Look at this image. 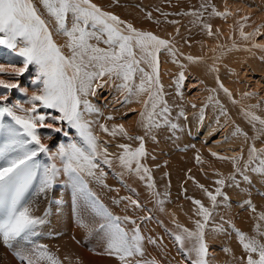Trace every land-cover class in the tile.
Listing matches in <instances>:
<instances>
[{"label": "bare ground", "instance_id": "obj_1", "mask_svg": "<svg viewBox=\"0 0 264 264\" xmlns=\"http://www.w3.org/2000/svg\"><path fill=\"white\" fill-rule=\"evenodd\" d=\"M33 3L52 31L53 40L61 47V51L65 55H71L67 47L69 39L56 31L55 19L47 13L40 0H33ZM92 3L102 11L111 12L124 21L125 23L120 25L122 29L127 31L126 25L130 23L140 31L151 32L161 39L170 41L168 47L175 52L174 58L167 48H162L156 55L159 61L160 83L163 85V99L167 101L170 108L166 115L171 123L179 125L177 129L173 130L170 125L162 124L160 128L153 129L151 135L146 133L140 113L145 111L144 101L148 99L149 92L155 90L156 85L153 84L151 88H148L146 84L148 91L136 94L142 75L139 72L135 73L133 79L129 81L133 88L131 95L126 89L119 87L124 83L122 78L106 73L93 81L94 94L87 96L99 112L91 113L93 121L89 120L90 113H85V119L92 122L91 130L99 138L98 148L103 150L106 147L109 159L115 161L120 167L112 163L113 169H122L126 175L129 171L121 167L116 159L122 151L118 145L126 143L134 149L139 146V143L138 140H129L123 135L113 137L104 132L100 125H106L109 130L113 125H123L129 135L144 137L147 156L141 159V163L151 170L155 187L149 188L147 179L142 180L144 185H140L139 181L134 183L137 194L142 193L141 198L137 195L138 203H146V206L143 205L146 210H140L135 206L132 209L136 214L137 212L146 214L152 221L149 228L154 235L159 234V237L167 239L169 244L176 247L178 244L172 234L182 232V229L177 227L178 224L195 232L196 221L205 223L203 216L199 215V205L194 203L195 200H199L210 213L204 228V240L208 245L206 257L208 264H246L247 253L240 244L234 228L244 232L248 237H256L264 242V235H261L264 233V219H261V214H264V176L251 171L258 161L248 163L249 150L252 146L258 150L264 149V125L258 120H252L250 116L255 114L264 119V0H92ZM215 12L226 13V15L218 16ZM71 25L72 17L69 14L67 26L71 28ZM206 25H211V35ZM92 30L89 28V31ZM88 42L99 48H108L107 44H99L93 38ZM2 49L8 52L7 49ZM134 51L137 53V59H140V50L134 48ZM4 54V59L8 62L6 59L8 53ZM189 56L200 59L190 61ZM13 58L20 59L15 56ZM18 64L21 65L17 63L15 66L17 67ZM140 67L147 72L152 71L148 63L143 60ZM181 71L184 72L185 79L178 92L176 80ZM221 84L231 95L220 87ZM11 99L9 95L8 100ZM17 101L16 99L14 103ZM150 107L149 104V110ZM181 111L184 113L183 116L179 115ZM108 117L112 118L108 119ZM156 118L161 121L163 119L159 115ZM4 122H10L8 117H5ZM67 128L61 133H68L71 142L79 143V135L70 133ZM39 132L41 141L49 147V153H56L61 144L55 148L50 146L54 134L49 137L40 130ZM198 138H200L199 141ZM71 142H66L64 145ZM212 153L218 155L213 156ZM42 154L50 156L48 159L51 160L45 164L43 162V166L55 163L60 172L55 176L57 180L55 178L53 180V187L47 189L51 198L49 196L43 206V203H40L45 192L40 194L37 188L28 203L31 205L39 198L38 204H35L39 207L36 212L41 210L36 216H41L48 210L46 224L49 230H46L48 231L46 235L44 231L41 237L52 244L53 229H55L53 227L58 228L55 229L57 233L64 232L63 228H68L65 226L66 217L69 218L65 216L64 207L63 211L60 210L62 213L59 211L61 214L54 217L55 220L53 219L56 214H54L56 204L53 202L55 201L53 194L58 192L56 201L62 202L64 193L68 194L73 187L69 177L63 171L59 157ZM222 156L230 159H220L219 157ZM197 157L200 158L199 161ZM246 164H248L247 168H245ZM198 166H200V174L195 173ZM237 168L248 175L250 181H244ZM214 176L215 180L212 178ZM233 176L235 181L232 179ZM221 177L224 184L214 188V182ZM119 179L121 180V176ZM57 182H62V186L64 185L63 188L60 187L62 191L60 198V190L54 189ZM200 185L204 187L201 188ZM218 187L226 194L227 199L225 200L224 196H217L216 203L213 205L205 189L215 194ZM116 193L122 195L117 189ZM118 199L115 195V200ZM66 200L67 197H65ZM63 204L62 202L58 205L59 209L63 207ZM118 206H123L122 201ZM120 215L126 216L121 213ZM48 218H50L49 223ZM51 218L54 221H51ZM136 220L138 216L135 217ZM67 225H71L70 221ZM66 240L57 241L60 248H66L62 252L63 259L65 257L67 259L66 264H83V262L96 264L99 260H102L101 264H113L112 259L92 256L87 250L79 251ZM33 243L32 245L35 244ZM192 243L194 239L185 241L186 247H191ZM0 244L8 255L16 253L13 249L25 251L27 249L23 245L24 242L11 247V250L5 246L3 248L2 240ZM87 244L94 246L95 243L90 241ZM175 247L172 248L178 250V264H191V260L179 250V246L176 249ZM89 248L92 249L91 246ZM195 258V254H191V259ZM13 260L11 264H16Z\"/></svg>", "mask_w": 264, "mask_h": 264}, {"label": "snow or ice", "instance_id": "obj_2", "mask_svg": "<svg viewBox=\"0 0 264 264\" xmlns=\"http://www.w3.org/2000/svg\"><path fill=\"white\" fill-rule=\"evenodd\" d=\"M40 3L55 19L56 31L68 37L67 47L71 55H65L61 47L53 40L52 31L39 14L33 0H0V46L12 54L6 57L7 67L5 64H0V76L6 75L10 78L0 79V89L3 90V94H0V134L3 137V143L0 144V240L10 248L20 242H29L33 236L39 234L38 227L47 223L48 210L45 211L44 216H36L27 202V194L34 182L38 181L37 192L44 193L52 187L55 176L60 172L55 163L44 165L41 171L42 166L34 159L38 153L50 154L48 145L41 142L39 129H49V137H51L52 134L64 131L63 127L55 126L56 122H67L71 128L76 129L80 142L61 144L58 151L50 155L59 157L63 171L69 177L75 192L78 195L86 194L93 211L102 218L103 223L99 225V228L104 232L107 242L106 254L115 256L121 264H160L155 259L146 261L137 259L134 262L129 259L145 255L141 243L144 236L140 232L139 225H136V221L129 216L113 215L87 187L83 173L103 183L102 177L105 173L101 171L97 176L94 171L100 166L97 161L99 159L109 167L112 166V161L109 159L106 147L102 151L98 148L99 138L92 132V122L85 119V113L99 112V109L87 99L89 94H94V80L106 73L113 74L123 79L124 83L119 87L126 89L131 95L133 88L129 81L133 79L135 73L139 72L142 75L136 94L148 91L153 84L156 85L155 90L149 92L148 99L144 101L145 111L140 113L146 133L151 135L153 129L160 128L162 124L170 125L173 130L177 129L179 125L171 123L166 115L170 108L167 101L163 99V85L160 83L159 61L156 55L162 48H167L175 58V52L168 47L170 41L161 39L151 32L140 31L130 23L126 25L125 32L120 27L125 23L124 21L111 12L102 11L92 3V0H40ZM69 14L72 17L71 28L67 26ZM215 14L226 15L220 12ZM206 27L211 35V25ZM89 28L93 30L89 31ZM242 35L245 34L242 33ZM93 37L98 41L103 40L108 48H99L90 44L88 41ZM134 48L140 50V59H137ZM13 56L20 59L14 60ZM188 59L192 61L200 58L189 56ZM142 60L148 63L152 69L151 72L140 67ZM17 63H22L23 67H16ZM31 65L36 67L35 78L31 80V84L37 88L27 100L31 107L25 108L19 101L14 105L6 103L9 99L8 94L14 89L27 94V89L21 86L19 78ZM184 79V72L181 71L176 80L178 92ZM146 84L148 88L145 87ZM220 87L231 95L223 84ZM125 100L127 102V97ZM42 108L56 109L59 115L45 114L39 111ZM157 109H159L158 112ZM158 115L163 118L162 121L156 118ZM179 115L183 116V111ZM250 116L252 120H258L264 125V119L255 114ZM5 117H10L12 123H5ZM111 118L108 117V119ZM49 119L53 123H45ZM201 119H203L202 115ZM100 128L113 137L123 135L129 140L140 141L139 146L134 149L130 144H119L118 147L122 151L116 159L124 169L134 172L141 180L147 179L148 187L154 188L151 170L141 163V159L147 156L144 137L129 135L123 125H113L109 130L106 125L101 124ZM153 139H155L154 136ZM261 153H264V149L258 150L252 146L249 150L248 163L258 161L251 171L264 176V155ZM212 155L218 154L212 153ZM219 158L230 159L223 156ZM199 159L197 157L198 161ZM247 167L248 164L245 165V168ZM237 171L241 172L239 168ZM241 175L244 181H250L248 175L243 172ZM232 179L235 181L234 176ZM217 184L223 185L224 180H218ZM200 187L204 186L200 185ZM205 192L213 205L216 203L217 196H224L225 200L227 199L226 194L219 187L215 194L207 189ZM121 199L130 200L127 197ZM119 202V200L114 201V203ZM194 203L199 205V215L203 216L205 223L196 221L195 232L178 224L177 227L182 229V232L172 235L175 237L179 250L186 254L191 264H208L206 259L208 245L204 240V228L210 213L199 200H195ZM130 204L140 207L136 200H130ZM141 219H148V217ZM261 219H264V214H261ZM122 222H131L136 225L131 234L121 226ZM234 231L247 253L246 264H264V242L256 237H248L239 229L234 228ZM186 239L189 241L194 239L191 247H186ZM150 242L155 243L151 239ZM193 253L195 259H191ZM16 255L21 264H39L40 261H47V264H61L59 258L45 245H36L31 251L17 250Z\"/></svg>", "mask_w": 264, "mask_h": 264}, {"label": "rangeland", "instance_id": "obj_3", "mask_svg": "<svg viewBox=\"0 0 264 264\" xmlns=\"http://www.w3.org/2000/svg\"><path fill=\"white\" fill-rule=\"evenodd\" d=\"M125 32H126V30H125ZM105 38H106V34H105ZM93 40L95 42L99 43V44L103 43V40H99L98 41L95 37H93ZM2 48H4V47L0 46V49H1L0 50V64L7 65L8 62H6V60L4 59V57H5L4 53L5 52L8 53V56H10L12 54L9 52V50L7 52V51H5ZM2 50H4V51H2ZM22 66L23 65L21 63V65L18 64L17 67H22ZM35 74H36V67L34 65L29 66L28 71L23 76H21L19 78V83L21 84L23 82L21 84V86L23 88L27 89V94L21 92L18 89H14V90L11 91V93L8 94V95H11L12 99L10 101L8 100V102H6V103L14 105L15 104L14 101L17 99L25 108L31 107V105L27 103V100H28V97L32 94V92L37 90L36 86L31 84V80L35 78ZM0 78H3L5 80L10 79L6 75H5V78H4V76H2V77L0 76ZM27 82H28V84H27ZM0 94H3V90L2 89H0ZM39 111H41V112H43L45 114H51L53 116L59 115V112L56 109H43L42 108V109H39ZM128 117H129V115H128ZM8 119L11 120V118H8ZM89 120L93 121V119L91 117V113L89 115ZM9 123H12V122L10 121ZM45 123H53V121L49 119V120H46ZM55 126L63 127L64 131H65V128L68 127L67 129L70 130V133L78 135L76 129L71 128L67 124V122H56ZM39 130L44 135H46V136L49 135V132H50L49 129L40 128ZM51 136H53V135H51ZM197 140L199 141L200 138H198ZM71 141L72 140H70V137H68V133L67 134L58 133V134H54V137H52L51 142H50V144H51L50 146L52 148H55V147H57L60 144H65L66 142H71ZM41 142L44 143L43 141H41ZM138 143H140L139 140H138ZM40 155L42 157V166H43V162L45 164V163H48V162L51 161V160L48 159L50 156H46L45 155L46 156V159H45V156H43V154H40ZM97 162L98 163L100 162L99 163L100 166H99V168L94 169V171L96 172L97 176L100 175L101 171H103L105 173V175L102 177L103 183H100L95 177L87 176L85 173H83L84 180L87 183L88 189L92 190L91 192L95 193V195L98 196L99 200L101 199L100 201L105 206L107 205L106 207L112 213L114 212L113 215L123 217L122 215H120V213H121V214H125L126 216L131 217L133 220H135V217L138 216V220H136V225H139L140 232L144 236V240L141 243L143 244L142 246L144 248L145 255L143 257L134 256V257H130L129 259L131 261H133V262L135 260H137V259L145 260V261L146 260L155 259V260L159 261L160 264H178V250H174L172 248V247H175V246H172L171 244H169L167 239H165V238H163L161 236L159 237L158 236L159 234L158 235H154V232H152V229L149 228V226L152 225L151 224L152 221H150L149 219H141L142 217H147V215L146 214H140L141 212H137V214H136V212L132 209V208H134V205L130 204V200L138 201V199H139L138 196H140V198L142 196L141 192H139V194H137L138 193L137 192V187H136V185L134 183H137L139 181L140 185H142V184L144 185L142 180L138 179L139 177L134 172H130V174L128 172V173H126V175H124L122 169L116 170L115 167H117L118 165L116 164L115 161L114 162L112 161L113 164L117 165V166L114 167L115 169H113V164H112L111 167H109L108 165L103 164L99 159H98ZM118 167H117V169H118ZM199 167L200 166H198L196 168V170H195V173H197V174L201 173V170L199 169ZM119 171H122L121 173H123V174H121ZM116 172H118L119 175L121 176V180L119 179L120 176H118V174ZM241 172H242V170H241ZM134 174L136 175V177H134L135 176ZM131 178H134V179H131ZM212 178H214V180H215V176L212 177ZM55 180H57V179L55 178ZM219 180H223V178L221 177V178H219ZM125 182L127 183L126 185H125ZM58 183H60V186H54V189L56 188V189L60 190L61 189L60 187L63 188L64 185L62 186V182H58ZM122 183H123V185H122ZM126 186H128V188ZM129 186H130L131 189L129 188ZM216 186H222V185L217 184V181H216V182H214V188ZM52 187H53V184H52ZM116 189H117L118 192L121 191V193H122L121 196L122 197L130 198V200L129 199H121L120 195H118L117 193L115 194ZM72 190H74V188H72ZM72 190H70V192H69V193L72 194V199L67 204L66 209H65V216L69 217V218L66 217L67 221L65 220V222H66L65 226L69 227V225H67V223H68V221H70L71 228H67L66 229V227H64L63 228L64 232H60L59 231V233H57L58 235L56 234L55 237H54L55 238V242L60 240V239H63V240L67 239L66 241H69V243L71 245H73L72 247L76 248L79 251H84L86 249L89 253H91L93 255H97V256H101V257H106V258L112 259V263L113 264H121V262L115 256H110V255L106 254L105 249H106L107 242L105 241L106 239H105V236H104V232L101 231L100 228H99V225L101 223H103L102 218L95 214V212L93 211L92 206L90 204V201L87 199L86 194L78 195L76 192L73 193ZM134 190H136V192ZM254 190H256V189H254ZM102 191H103V193H102ZM149 193H150V191H149ZM247 194L249 195V192ZM57 195H59L58 192L57 193L54 192V194H53L54 199L53 200H55V201H53V202H54V204H56V209H58L59 208L58 205H60V204H58L59 201L58 200L56 201ZM61 195H62V191L60 190L59 198L61 197ZM115 195H116V199H118L119 196H120V198L118 200L122 201V205L124 206V207L123 206L122 207L118 206L120 208V211H119V208L117 207V205L119 203H116V204L114 203ZM133 195H136V196H133ZM49 196L51 198V195L49 194V191L46 190L44 195H43V197H42V201L40 203V204L43 203L42 206L45 204V202H46V200H47V198ZM38 199L34 203H32L30 205L32 207V209H33V214L34 215H37L38 212L41 210L40 209L38 212H36L37 209L39 208V207H37L38 205H35V204H38ZM139 204H140V207H139L140 210H142V209L146 210L145 207L143 206V205L146 206V203L144 204L142 202H139ZM115 205H116V207H115ZM115 208H117V210H115ZM134 212H135V214H134ZM48 219H49L48 220V223H49L50 218H48ZM93 219L95 221H93ZM139 219H141L142 221H140ZM51 221H53V219ZM46 225L47 224H44V227H43V225H41V228L43 229V232L45 231V235H46V232H48L46 230H49L48 229V225L47 226ZM136 225H133L131 222H122L121 223V226L124 227L127 231H129L130 234H131L132 229ZM79 230L82 232L83 236L80 234ZM160 232H162V231H160ZM160 232H158V233H160ZM33 239L34 238L32 237L30 242H32V243L34 242L35 244L34 243L33 244L35 246L38 245V242H40L41 245L47 246V249L50 252L54 253L55 256H57L59 258L61 264H66V262H67L66 257H65V259H62L63 258V253L62 252L66 248L65 249L60 248V251H58L56 248L53 247V245L50 242H47V240L45 238L34 239V240ZM150 239L154 240L155 243H151ZM90 241L95 243L94 246L90 245L92 249H90L89 248L90 247L89 244H87V243H90ZM30 242H24L23 245L26 244V245H28V246L25 245L26 247H33L34 248L35 246L32 245V243H30ZM105 243H106V245H105ZM164 243H165V245H164ZM76 244L77 245L79 244V247L76 246ZM177 246L178 245H176V247ZM176 247H175V249H176ZM3 248H5L4 245H3ZM9 250H11V249H9ZM13 250L15 252L17 251V249L16 250L13 249ZM95 251L99 252V253L97 254ZM60 252L62 253V255H60L61 254ZM9 255L6 254V252H4V250L2 249V245L0 244V264H11V260H13V259L16 261L15 262L13 260L16 264H21V261H19L16 258H14L12 254H9ZM6 258H8L9 260L6 259ZM101 263H102V260L96 261V264H101ZM39 264H47V261H40ZM83 264H86V262H83Z\"/></svg>", "mask_w": 264, "mask_h": 264}, {"label": "crops", "instance_id": "obj_4", "mask_svg": "<svg viewBox=\"0 0 264 264\" xmlns=\"http://www.w3.org/2000/svg\"><path fill=\"white\" fill-rule=\"evenodd\" d=\"M66 191H67V190H66ZM74 191H75V190H72L73 193H74ZM66 194H67V192L64 193V195H63V199H61V200H63L62 202L64 203V204H63V207H62L61 209L58 208V209H56V210L54 211V214L56 213L55 215L53 214V215H54V216H53V219H54V220H55L54 217H56L57 215L59 216V215L62 213L61 211H63L64 207H65V209H66L67 204H68V203L71 201V199H72V194H71V193H68L67 196H66ZM65 197H68L66 201H65ZM100 200H101V199H100ZM62 202L59 201L58 204H61ZM60 210H61V211H60ZM59 211H60L61 213H60ZM54 220H53V221H54ZM53 223H54V222H53ZM53 228L58 229V228L55 227V226H54ZM68 228H71V225H70ZM55 229H53V230H54V231H53L54 233H53V237H52V245H53L54 248H56L58 251H60L59 243H58L57 241H56V242H53V241H55V238H54V237H55V234H57V231H56ZM79 232H80V234L83 236V234H82V232H81L80 230H79ZM47 233H48V232H47ZM50 233H51V232L49 231V234H50ZM58 233H59V232H58ZM47 235H48V234H47ZM47 237H49V235H48ZM47 237H46V238H47ZM25 245H26V244H25ZM55 245H57V246L55 247ZM26 246H28V245H26ZM30 246H31V245H30ZM76 246L79 247V244H78V245L76 244ZM26 248H27L26 251H31V250L33 249V247H31V248H30V247H26ZM85 250H86V249H85ZM60 253H61V252H60ZM60 255H61V254H60ZM92 256H94V255L92 254ZM62 259H63V258H62Z\"/></svg>", "mask_w": 264, "mask_h": 264}]
</instances>
